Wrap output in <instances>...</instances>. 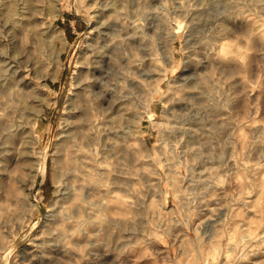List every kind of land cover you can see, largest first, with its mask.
<instances>
[{
	"label": "rangeland",
	"instance_id": "374dc122",
	"mask_svg": "<svg viewBox=\"0 0 264 264\" xmlns=\"http://www.w3.org/2000/svg\"><path fill=\"white\" fill-rule=\"evenodd\" d=\"M3 58L0 264H264V0H0Z\"/></svg>",
	"mask_w": 264,
	"mask_h": 264
},
{
	"label": "bare ground",
	"instance_id": "6f19581e",
	"mask_svg": "<svg viewBox=\"0 0 264 264\" xmlns=\"http://www.w3.org/2000/svg\"><path fill=\"white\" fill-rule=\"evenodd\" d=\"M19 13V12H18ZM22 13V12H21ZM24 19V18H23ZM50 30H52L51 28H50ZM94 48V47H93ZM103 48V50H101L102 52H100L99 54H97L96 53V55H95V57H94V60L92 61V63L94 64V66L97 68L98 66H100V71H103L104 69H105V67H107V66H109L111 63H112V61L114 60L113 58H112V56H110V54H109V52H111L112 50H111V47H109V45H106L105 44V46H103L102 47ZM111 50V51H110ZM113 52V51H112ZM3 61H2V68H1V71H2V75L0 76V83H1V87L2 88H4V89H9V87L12 85V87L15 85L14 84V80H15V76H16V69L14 68L16 65L13 63L14 62V60L12 59V60H9L8 58H3L2 59ZM1 61V60H0ZM98 65V66H97ZM13 70V71H12ZM26 71V70H25ZM94 73V72H93ZM129 81V80H128ZM84 83H85V81H83V80H81L80 81V83H79V86H82V85H84ZM130 83V82H129ZM98 83H96V84H94V86L96 87V85H97ZM98 88H99V86H98ZM11 89V88H10ZM9 89V90H10ZM13 89H15V87H13L12 88V90ZM2 90V89H1ZM9 90H8V92H9ZM1 92V91H0ZM7 91L4 93V91H3V93H4V96L3 95H1L0 94V96H3V97H5L7 94L6 93H8ZM11 92V91H10ZM9 92V93H10ZM9 93H8V95H9ZM18 93H19V91H18ZM17 93V94H18ZM6 94V95H5ZM12 94H13V91H12ZM21 94V93H20ZM7 95V97H9ZM117 97H116V96ZM21 96H23V95H21ZM2 97V98H3ZM7 97L5 98V99H7ZM116 97V98H115ZM121 97V96H120ZM2 98H1V101H2ZM9 99H10V97H9ZM8 99V100H9ZM116 99H119V97H118V95L116 94V92L113 90V89H108L107 91H103L102 92V95H101V103H102V105H104V104H107V106H110L109 108L110 109H114L115 108V110L117 111H120V104H117L116 103ZM7 100V101H8ZM120 100V99H119ZM115 101V102H114ZM118 101V100H117ZM121 101V100H120ZM5 103V102H4ZM4 103H2L1 102V104H4ZM9 103V102H8ZM7 103V104H8ZM28 103V102H27ZM119 103H121V102H119ZM6 103H5V105H4V107L5 108H3L4 109V111L6 112V113H9V110L8 109H10V108H8L9 107V105H8V107L6 106L7 105ZM13 104V103H12ZM22 104V103H21ZM120 105V106H119ZM123 105V104H122ZM12 106V105H11ZM30 106V105H29ZM15 107V106H14ZM13 107V108H14ZM122 107L123 106H121V109H122ZM12 108V107H11ZM12 110V109H11ZM21 111V110H20ZM76 112H78L79 113V115L77 116V119L79 120V121H81L84 125L86 124L87 126H93V125H95V124H97L98 122L95 120L96 119V117H93V115H91L92 113L90 112V115L89 114H87L86 112H85V110H84V108L81 106V107H78V109L76 110ZM90 117V118H89ZM92 117V118H91ZM108 119V118H107ZM111 122V120H109V123ZM107 124H108V122H106ZM105 123V124H106ZM101 124V123H100ZM36 124H34L33 125V128H34V126H35ZM74 126V125H73ZM20 128V127H19ZM18 128V129H19ZM33 128L31 127V130L30 131H32L33 132ZM97 130V129H96ZM170 130L171 131H173V132H179V131H187V133L189 132V133H194V131L193 130H189V129H187V128H185V127H182V126H172V127H170ZM100 131V130H99ZM106 131H108V130H106ZM102 132V131H101ZM113 133H115V132H113ZM68 135V134H67ZM66 135V136H67ZM107 135H109V134H107ZM106 135V136H107ZM118 135V134H117ZM94 137V136H93ZM109 137H113V136H110L109 135ZM106 138V137H105ZM103 139H104V137H103ZM72 142V141H71ZM48 146V145H47ZM2 147V146H1ZM107 147H109V146H107ZM107 149V148H106ZM4 149H2V151H0L1 152V154L4 152L3 151ZM46 150V149H45ZM77 150V149H76ZM108 151V150H107ZM107 151H106V153H107ZM86 152V151H85ZM103 152V151H102ZM5 153V152H4ZM73 153V151L71 150V148H70V146H69V144H66V146H65V155H66V157L68 158V161H69V159H70V155ZM106 153H105V156H106ZM112 153V152H111ZM85 154V153H84ZM113 154V153H112ZM111 154V155H112ZM113 156V155H112ZM109 158V157H108ZM77 159V158H76ZM79 159V158H78ZM46 160H47V150L43 153V156L40 158V159H38V160H36L35 161V171H36V173L38 174V175H40L42 178H44L45 177V175H46ZM79 160H81V159H79ZM82 162V161H81ZM84 165H86V164H84ZM89 167V166H88ZM92 168V167H91ZM92 169H95V168H92ZM98 169V168H97ZM72 170H73V168H72ZM75 170V169H74ZM77 170V169H76ZM96 170V169H95ZM98 171V170H97ZM79 172H81V171H79ZM57 173V172H56ZM56 173L54 172V178H56ZM70 173V172H69ZM67 176V175H66ZM73 176H74V173H73ZM71 177V176H70ZM58 178H59V176H58ZM57 178V179H58ZM67 179H65V181H66ZM69 180V179H68ZM56 182H58L57 180H56ZM65 184V183H64ZM72 185V184H71ZM73 188V187H72ZM2 189H3V186H0V192L2 191ZM66 189V188H65ZM86 189H87V187H86ZM90 189V188H89ZM60 191V190H59ZM64 192V191H63ZM57 192H55V194H56ZM60 193V192H59ZM2 194L0 193V196H1ZM67 197V196H66ZM70 199V198H69ZM62 200H63V198H62ZM57 201V200H56ZM3 204H1L0 205V208H2V209H5L3 206H2ZM76 208V207H75ZM84 209V208H83ZM71 210V209H70ZM4 212H3V210H1L0 211V215H2ZM59 213V212H58ZM65 214V213H64Z\"/></svg>",
	"mask_w": 264,
	"mask_h": 264
}]
</instances>
